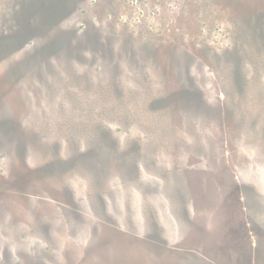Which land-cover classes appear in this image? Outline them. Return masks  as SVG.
Instances as JSON below:
<instances>
[{
	"label": "rangeland",
	"instance_id": "1",
	"mask_svg": "<svg viewBox=\"0 0 264 264\" xmlns=\"http://www.w3.org/2000/svg\"><path fill=\"white\" fill-rule=\"evenodd\" d=\"M0 264H264V0H0Z\"/></svg>",
	"mask_w": 264,
	"mask_h": 264
},
{
	"label": "crops",
	"instance_id": "2",
	"mask_svg": "<svg viewBox=\"0 0 264 264\" xmlns=\"http://www.w3.org/2000/svg\"><path fill=\"white\" fill-rule=\"evenodd\" d=\"M184 192L185 191L180 189V187L174 185L165 186L162 190H160V193L163 194V200L165 201L163 203V209H164V214L166 215L165 216L166 220L169 221L172 213H175V216L179 218L178 219L179 222H177L176 229L175 226L173 228L174 223L170 225L171 227L163 226V229L160 231L159 234L160 237L161 236L164 237L165 234H170L174 230H178V231L180 230V232H182L185 236L188 237L195 232V230L191 226H189V223L186 221V218L183 217L186 211V209L183 208L184 207L183 203L186 202L187 198L189 197L188 194L186 197V193ZM153 200L155 201V197L153 198ZM152 214L154 215V222H152V228H153V233L155 232L154 234L155 237V235L157 236L156 231H158L157 229L158 225L156 226L155 213L152 212ZM188 227H190L192 230H188ZM193 230L194 232H192ZM153 249L158 250L159 245L158 244L154 245Z\"/></svg>",
	"mask_w": 264,
	"mask_h": 264
}]
</instances>
